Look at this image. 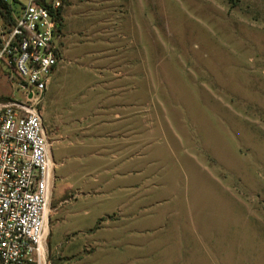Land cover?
<instances>
[{"label": "rangeland", "instance_id": "1", "mask_svg": "<svg viewBox=\"0 0 264 264\" xmlns=\"http://www.w3.org/2000/svg\"><path fill=\"white\" fill-rule=\"evenodd\" d=\"M60 18L46 264H264V0H61Z\"/></svg>", "mask_w": 264, "mask_h": 264}, {"label": "built area", "instance_id": "2", "mask_svg": "<svg viewBox=\"0 0 264 264\" xmlns=\"http://www.w3.org/2000/svg\"><path fill=\"white\" fill-rule=\"evenodd\" d=\"M3 2L0 72L13 92L0 99V264H46L54 162L40 104L57 66L61 0Z\"/></svg>", "mask_w": 264, "mask_h": 264}, {"label": "trees", "instance_id": "3", "mask_svg": "<svg viewBox=\"0 0 264 264\" xmlns=\"http://www.w3.org/2000/svg\"><path fill=\"white\" fill-rule=\"evenodd\" d=\"M7 2H3V0H0V7L5 11L8 12V5L6 4ZM8 16V14H6ZM54 17L57 21V28H55L56 32L58 33V28L60 26L61 23V18H60V7L59 9L54 13Z\"/></svg>", "mask_w": 264, "mask_h": 264}, {"label": "crops", "instance_id": "4", "mask_svg": "<svg viewBox=\"0 0 264 264\" xmlns=\"http://www.w3.org/2000/svg\"><path fill=\"white\" fill-rule=\"evenodd\" d=\"M55 71H56V69H55ZM55 71H54V73H55ZM52 75H53V73H52ZM47 91V90H46ZM45 95H46V93H45Z\"/></svg>", "mask_w": 264, "mask_h": 264}]
</instances>
